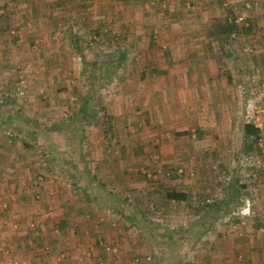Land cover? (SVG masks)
I'll return each mask as SVG.
<instances>
[{
	"label": "rangeland",
	"instance_id": "1",
	"mask_svg": "<svg viewBox=\"0 0 264 264\" xmlns=\"http://www.w3.org/2000/svg\"><path fill=\"white\" fill-rule=\"evenodd\" d=\"M120 1L127 9H111V16L96 17V27L92 30L72 29L69 32L59 27L40 35L33 33L32 23L20 22L21 19L16 15L19 5L26 3V0L4 1L8 11H3L8 12V15L0 18L4 26L0 28V112H5L3 116L8 121L4 125L0 124V177H6L5 169L11 168L9 171L16 170L14 172L19 180L23 177L20 174L34 178L33 187L39 184L41 188L50 187L45 188L47 195L36 189L38 192L34 193L33 199L30 196L29 203L24 201V205L30 206L27 210L29 216L32 214L29 220L31 225H26L27 232L33 229L37 232L32 220L44 216L45 226H48L46 235L54 239L61 232L56 228L57 219L67 215L84 217L95 225H92L95 232L88 235L91 241L87 242L91 243V254L97 251V264H107L108 261L111 264L108 254L112 255L114 264H137L135 260L144 262L146 258H149L146 264H155L153 256L157 258L167 248L179 253L188 243L183 240L186 234L183 236L181 231L185 223L182 222L186 215L182 209L185 204H176L171 208L167 202L163 211L154 214L155 202L166 203L165 191L175 189L181 192L189 185L192 190L201 189L207 180L208 185L205 183L204 186L210 192L209 195L200 198L195 193L194 199L192 196L190 200L202 205L200 209H203L207 200L215 201L210 205L218 204L213 206L219 209L218 212L226 210L223 216L220 215L223 218L230 214L237 200L245 195L244 181L247 179L248 166L235 160V157H239L235 153L227 162L220 160L202 164L205 173L194 161L195 166H190L192 170H183L184 167L170 169L172 165L182 164L181 158L178 164L168 162L160 151V137L150 141L153 132H157L155 124L161 120L156 117L158 113L154 108L159 93L151 89L156 87V83L149 81V77H155V70L159 68L156 62L170 52L169 46L174 38L172 32L183 23L181 12L172 17L169 14L183 5L191 9L190 13L201 11L203 14L213 9V4H207L209 0H145L139 2L144 5L140 9L138 3V8H134L130 6L134 5L133 2ZM224 2L225 6L234 4L242 7L248 4L246 15L251 5L245 0ZM75 8L76 5H68L73 14L65 19V23L76 19L75 22L80 26V18H86ZM184 14L188 12L184 11ZM214 20L210 19L207 24ZM17 22L26 25L17 26ZM147 43L150 45L147 46ZM245 52V49L242 50L241 57ZM255 89L258 94L254 96L253 104L264 106V85L259 86L253 79L240 87L241 99L244 98L243 93L248 92L245 110L250 99L248 94ZM162 118L164 125L165 119ZM244 122L246 124L245 116ZM249 152L255 154L257 149L254 147L246 153ZM189 163V159L183 162L185 165ZM220 166L226 168L221 171ZM16 178H7L8 182L6 178L2 179L3 184L12 185L8 188L19 192L20 182ZM150 178L157 179L159 185L156 181H149ZM1 190L5 191L4 188ZM1 198L0 208L7 218V199ZM119 203L122 205L119 206ZM116 207L124 208L131 217H141V228L150 227L151 233L157 237L164 236L167 230H173L174 233L177 226L182 225L176 239L178 242L172 243V235L166 240L159 237L158 242H152V234L151 241L145 230H125L127 233H124L120 218L113 215ZM169 207L174 212L172 215ZM140 210H143V215L137 214ZM213 210H206L207 218ZM175 213L180 220L177 226L169 218ZM108 217L114 222L113 228L118 227L123 231L115 235L117 240L122 242L127 236L129 238L126 242L132 250L126 254L120 250L116 239L108 240V236L104 235L103 223ZM17 229L16 224L10 227L8 223H2L1 230L12 231L10 234L13 239L18 236ZM206 231L214 230L211 228ZM138 243L146 255L134 256L133 248ZM189 246L193 250L196 241ZM38 247L41 250L37 248V252L48 254L52 251L45 237L40 240ZM105 247L110 250L106 251ZM0 253V264L9 260L25 262L15 251V254H11L2 248ZM62 254L57 256L58 260Z\"/></svg>",
	"mask_w": 264,
	"mask_h": 264
},
{
	"label": "crops",
	"instance_id": "2",
	"mask_svg": "<svg viewBox=\"0 0 264 264\" xmlns=\"http://www.w3.org/2000/svg\"><path fill=\"white\" fill-rule=\"evenodd\" d=\"M4 1L0 0L1 19L6 18L8 15ZM143 1L145 0H128L129 3H134V5L130 4L131 7H140V9L144 7V5H141ZM224 1L221 0V3L218 0L207 1V4H213V9L210 8L203 14L201 11H193L194 14L190 13L191 9L184 8L185 5L180 9L176 7V11L169 14L172 17L181 12L183 23L175 27L174 32H172V37L177 38V41L172 38L173 42L169 46L170 52L167 53L166 51L167 54L156 62L155 65L159 68L157 67L158 70L153 69L155 70V77H149V81H155L156 83V87L151 89L159 93L154 108L156 109L155 112L158 113L156 117L161 120L159 124H155L157 132H153L150 141L160 137L162 143L160 151L168 159V162H177L178 164L179 158H181L182 164L187 159L191 161L186 165L181 163L175 167L172 165L170 169L184 167L183 170H192L190 166H195L194 161L198 163L197 165L203 171L202 164L206 162L216 163L220 160L227 162L235 153L239 154V157L234 159L240 160L242 163L246 156L253 154V152L246 153L248 150L254 147L257 149L256 142L252 138H247L243 132L246 111L244 105L248 92L245 91L243 93L244 98L241 99L240 87L253 79L259 83V86L264 85V0H245L246 3L252 5H250L249 15H247L254 28L247 35L242 33L231 35L230 39L232 40L228 44L219 40L215 35V28L224 17L221 10L225 4ZM136 3L139 4L138 7ZM69 4L76 5L75 10L81 12L80 14L86 18H80L82 23H80V26L79 23L75 22L76 19L65 23V19L73 14L68 9ZM82 4L86 5L82 6ZM19 6L16 14L21 19L19 21H26L27 24L32 23L35 35L44 34L46 31H55L59 27H64L69 32L72 29L92 30L96 27V17L111 16V9H122V11L127 9L120 0H113V2L112 0H85V2L84 0H26V3ZM215 6L218 7L217 10ZM3 9L6 11L4 12ZM184 11L188 14L185 15ZM212 18L215 20L211 21V24H207V21ZM184 20L186 21L184 22ZM19 25L25 26L26 24L17 22V26ZM1 27H4L2 23H0ZM146 30H141V32H146ZM149 45L147 43V46ZM179 45L181 46L179 47ZM180 48L181 51H179ZM244 49L246 50L245 55L241 57ZM176 52L178 53L176 54ZM248 96L250 95L248 94ZM159 114L165 119L164 125L162 123L163 118ZM240 146L241 148L238 149ZM224 168L226 167L220 166L219 169L222 171ZM9 169H5L7 171L4 172L6 177H0V198L3 195L1 199H7L6 203L9 207V212H7L9 217L7 218L0 208L2 214L0 215V249L5 248L11 254L15 251L16 255L20 256L26 264H97L95 259L97 251L91 254L89 250L92 249V246L91 243L87 242L91 241V239H88V235L95 232L92 226L94 225L93 221L86 220L84 217H69L68 215L59 218L56 220L57 225L60 223L65 231L60 232L59 236L54 237V239H49L50 235H46L45 232V229L48 228V226H45L46 219L42 216V218L32 220L34 222L31 221L37 232H34V229L33 231H26V225H31L29 220H31L32 214L29 216L27 210L30 206L24 205V201L29 203L30 196L33 199L34 193L38 190L47 195L46 189L50 187H38L40 184L33 187L32 185L35 184L34 178L27 176V174H20L23 177L20 176L19 180L14 172L16 170L9 171ZM22 170H18V172L21 173ZM5 178L7 182V178L18 179L20 185L17 184L20 191L10 190L8 187H12V185L6 186V184H3ZM206 181L202 186L200 185L201 189L194 188L192 190V186L189 185L186 190L181 191L187 195L186 200L183 202H155L154 214L163 211L168 203H170L171 208H174L176 204H185V207L182 208L186 214L185 219L182 221L185 222L183 224L184 228L182 225L177 226L180 225L178 224L180 221L178 214L175 213L171 217L174 212L170 207L171 215L169 218L174 222L173 225L177 226L175 231L180 230L179 228L182 227L181 231H185L183 236L186 234L185 239L192 242L196 241L193 250L185 244L179 253H173L169 248L165 249L167 256L174 258L171 264H180V262L181 264H264V235L256 230L257 228L251 217L245 218V225L238 222L221 223L224 218H222L223 215L220 216V212L214 211L212 208L213 212L207 221L209 223L208 227L206 229L202 228L206 223L207 212L205 209H200L202 205L200 206L194 200H190V197L193 196L194 199L195 193L200 198L208 196L210 192L207 190L208 183ZM205 183L206 186H204ZM2 188L5 191H2ZM23 189L24 191L21 192ZM244 193L246 195L245 190ZM252 193L257 195L259 200L258 204L253 207V211H264V195L255 189L252 190ZM2 207L6 208V205L2 204ZM214 209L216 210V208ZM232 209L230 210L232 211ZM118 210L125 214L126 211L124 208L118 209L116 207L113 215L120 218L123 225H131L128 230L137 232L148 230L146 226H144L146 229L141 228V222H143L141 217L136 218L126 214L127 219L133 222L129 223ZM137 214L143 215V210L138 211ZM209 219H211V222ZM147 221L150 222V220ZM2 223H8L10 227L16 224L18 226L17 238L13 239L11 237L10 233L12 231L1 230ZM112 225L114 226V222L108 217L103 223L104 235L108 236L106 238L108 240L114 241L113 239H116L118 241L115 235H120L123 231L118 227L113 228ZM211 228H213V232L206 231ZM194 229L197 231L196 234ZM54 233L58 232L55 231ZM54 233L52 232L53 235H55ZM124 233H127V231L124 230ZM151 234L147 233V236L152 241ZM43 237H45L47 243L51 244V253L37 252L39 242ZM126 240H129L128 236L127 239H122V242L118 241L120 250L124 254L132 250ZM133 250L135 252L134 256L147 254L139 243L135 244ZM60 253L64 254L63 259L58 260L57 256ZM107 256L111 264H114L111 260L112 255L108 254ZM108 259H106V263ZM153 259H155L154 263L156 264V256H153ZM107 264H109V261Z\"/></svg>",
	"mask_w": 264,
	"mask_h": 264
},
{
	"label": "built area",
	"instance_id": "3",
	"mask_svg": "<svg viewBox=\"0 0 264 264\" xmlns=\"http://www.w3.org/2000/svg\"><path fill=\"white\" fill-rule=\"evenodd\" d=\"M17 1V0H12ZM245 10L237 15L234 22L240 24L246 18V10L249 8L248 4L244 5ZM232 20V18H229ZM258 92L252 90L250 92V99H248L246 104L245 119L246 124L252 125L255 129L259 131L256 140L257 152L252 155H248L243 160V166H248L247 179L244 181L246 195L242 196L240 199V204H238L227 217L221 220L222 222H239L241 225L246 224L245 218L251 217L253 224L256 226V230L264 235V211L259 210L257 212L253 211V207L258 204V196L252 193V190L260 192L264 195V106H256L253 104L254 96ZM259 98V97H258ZM256 99V97H255ZM259 158V159H258ZM214 201L209 199L206 204L213 203ZM106 251L110 248L105 247ZM104 248V249H105ZM64 254L61 255V258ZM149 258L144 259V262H140L138 259L135 260L137 264H146ZM22 261L9 260L5 264H24Z\"/></svg>",
	"mask_w": 264,
	"mask_h": 264
},
{
	"label": "trees",
	"instance_id": "4",
	"mask_svg": "<svg viewBox=\"0 0 264 264\" xmlns=\"http://www.w3.org/2000/svg\"><path fill=\"white\" fill-rule=\"evenodd\" d=\"M18 1H20V0H18ZM220 3H221V1H220ZM244 5H242V7H241L239 5H234V4L232 6H225V4H224V6L222 7L223 9H221V10L223 11V15H224L223 20H221V23L215 28V35L222 42H227V44H228V42L231 41L230 40L231 35H238L240 33L247 35L250 32V30L252 28H254L253 25L250 22V18L248 17V15L246 16L245 20L243 22H241L240 24H237V23L234 22V20H235L234 18L245 10ZM233 7L235 8V10H233ZM229 18H232V20H230ZM4 113L5 112H0V124L1 125L6 124V122L8 121V118H5L6 116H3ZM243 132H244V135L247 138H252L256 142L259 131L257 129H255L252 125L245 124L244 127H243ZM149 181H153V182L156 181V184L159 185V182L157 181V179L150 178ZM186 197H187V195L185 193L178 192L175 189H168V190L165 191V194H164V200L165 201H169V202L170 201L183 202V201L186 200ZM213 203H215V201ZM238 204H240V200L239 199L234 204L233 209ZM120 205H122V204L119 203V206ZM213 206L214 207L218 206V204H211V205L210 204H204L203 205V209H205V211L208 210V209L212 210ZM218 210L219 209L216 208V210H214V211H218ZM115 211H116V209L114 210V212ZM118 212L121 213V210H118ZM145 212L147 213V210H145ZM220 213H221L220 215H224L226 213V211L222 210V211H220ZM121 215L127 221H129V219H127L128 216L125 213H121ZM208 218L206 216V223L202 226L203 229L204 228L206 229V227H208V224H209V223H207ZM209 221L211 222V219H209ZM130 223H132V222H130ZM56 228L59 229L61 231V233L65 231L63 226L60 223L58 225H56ZM123 228H124V230H128V229L131 228V225H129V226L123 225ZM147 232L148 233L150 232V234H151L152 231H151L150 227H148ZM164 232H165L164 236L159 235L157 237L156 235L152 234V237L154 238V240L152 242H158L157 238H159V237H161L163 240H166V239L170 238V235H172V238H170V239L172 241H174L172 243H175V242L177 243L178 242L176 239L178 238L179 233L181 232L180 230H176V231H174V233H173V230H167V231H164ZM183 232H185V231H183ZM183 232H182V235H183ZM196 233L197 232H195V234ZM175 236H177V237H175ZM183 240H187V239H183ZM187 242H188L187 245L188 244L190 245V243H194L195 241L194 242L187 241ZM173 259L174 258H172L170 256H167L165 251H162L161 254H159V256L156 258L157 264H171Z\"/></svg>",
	"mask_w": 264,
	"mask_h": 264
}]
</instances>
